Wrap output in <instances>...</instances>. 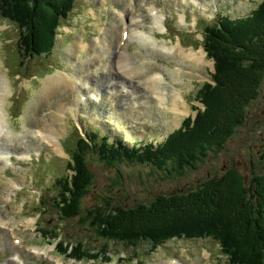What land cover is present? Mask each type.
I'll return each instance as SVG.
<instances>
[{
    "label": "rangeland",
    "instance_id": "obj_1",
    "mask_svg": "<svg viewBox=\"0 0 264 264\" xmlns=\"http://www.w3.org/2000/svg\"><path fill=\"white\" fill-rule=\"evenodd\" d=\"M199 1L207 8L196 5L194 0H77L58 31L53 51L24 65L20 64L18 53V29L0 15V71L10 87L2 105L6 123L0 142L17 145L16 150L22 148L25 153L28 150L26 156H19L12 148L11 154L2 155L0 162V218L6 224L0 225V264H229L228 260L219 258L218 244L211 239H174L157 250H152L150 244L128 248L120 243L102 241L88 230L89 222L82 221L81 217L59 224V211L53 202L55 180L74 173L68 170L67 164L78 136L85 137L88 132L95 131L101 136L109 135L111 143L121 140L129 147L161 143L182 126L186 118L197 115L196 107L203 108L195 101L196 94L203 83L213 82L215 67L214 61L207 58V53L205 55L199 46L201 34L219 16L247 17L261 0ZM148 7L156 8L158 20ZM158 22L165 29H159ZM132 29L146 31L154 38L153 42L132 36ZM105 31L109 34V53H101V45L97 43ZM113 41L119 42L118 47ZM80 42L86 47L78 49L79 53L73 56L70 51ZM122 47L128 54L129 63L135 66L132 80L125 77L128 85L134 87H131L136 94L134 98L121 87L124 75L118 64L121 55H118ZM169 48L171 51H167ZM184 49L201 54L203 62L197 63L184 55ZM95 53L104 57H92ZM85 59L88 62L83 68ZM198 67L203 68L200 70L203 75H199ZM81 71H87L81 75V80H89L90 88L46 93L48 79L60 73L71 78L73 74L80 75ZM150 73L164 76L161 87L169 99L175 90L182 94L181 101L187 107V113L180 112L182 115L179 116L176 109L169 108L148 89ZM81 93L89 96L86 101H81ZM92 93L100 98H93ZM66 104L74 105V112L59 114ZM48 125L56 132L64 154L41 138L39 129ZM263 128L264 83L259 97L249 106L248 122L229 140L222 153H210L211 157L195 170H189L185 176L174 173V178L158 176L144 166L124 164L120 177L123 181L119 179L113 186L112 181L119 177L111 168L94 163L91 170L96 179L95 186L83 199V206L92 208L98 202V195H110L112 190L119 194L116 198L120 202L126 198L125 202L129 204L136 199L195 188L208 175L218 176L230 166L249 173L250 157L262 146ZM13 182L16 183L14 189L10 188ZM43 203L48 211L41 215ZM40 225H56L68 242L82 241L96 252L106 248L112 261L68 259L55 251V246L41 239Z\"/></svg>",
    "mask_w": 264,
    "mask_h": 264
},
{
    "label": "trees",
    "instance_id": "obj_2",
    "mask_svg": "<svg viewBox=\"0 0 264 264\" xmlns=\"http://www.w3.org/2000/svg\"><path fill=\"white\" fill-rule=\"evenodd\" d=\"M76 2L0 0V15L18 29L21 65L53 51L58 31ZM202 36L199 46L214 61L215 72L213 82L203 83L196 95L203 108L195 119L186 118L180 128L155 144L129 147L121 140L111 143L109 135L95 131L78 136L67 164L74 173L55 180L54 206L59 224L81 217L102 241L128 248L150 244L157 250L174 239H211L218 244L220 259L229 264H264V128L261 149L250 157L249 173L230 166L218 176L208 175L195 188L129 204L126 198L120 202L119 194L112 190L110 195H98L92 208L83 206V199L95 186L94 163L111 168L119 177L111 186L123 181L124 164L144 166L158 176H185L208 160L210 153H222L248 122L249 106L264 83V0L245 18L219 16ZM43 205L41 215L48 211ZM39 231L41 239L50 244L60 239L56 250L68 259L112 261L106 248L96 252L82 241L68 242L56 225H40Z\"/></svg>",
    "mask_w": 264,
    "mask_h": 264
},
{
    "label": "bare ground",
    "instance_id": "obj_3",
    "mask_svg": "<svg viewBox=\"0 0 264 264\" xmlns=\"http://www.w3.org/2000/svg\"><path fill=\"white\" fill-rule=\"evenodd\" d=\"M194 1H195L196 5L202 6L203 8H207L199 0H194ZM148 8H149V10H152L151 13L154 15L155 19L158 20L159 16H155L156 12H157L156 8L155 7H148ZM119 13L122 14V11L119 10ZM122 19L124 21L126 20L125 17H122ZM124 21L122 24L126 27V23H124ZM137 21H140V20H137ZM157 26L159 27V29H165L161 22H158ZM121 30H123V32H124L126 29L124 27H121ZM109 33H110V31H109ZM124 33H126V32H124ZM130 34H132V36H138L140 39H146L147 41H149L151 43L154 40V38L151 37L150 35H148L146 31H142V30L134 31L132 29ZM108 37H109V34L107 33V31H105L100 38L101 41L97 42V43H100V45H101L100 46L101 53H103V52L109 53L111 51V49L107 47V45H110V43H108L109 40H107ZM118 43L119 42H117V44H116L115 41H113V44H115L116 47H118ZM111 45H112V43H111ZM85 47H86V44L80 42V44L77 46L75 45L71 49L70 52L73 56H76V54L79 53L78 49L83 50ZM119 51H120V54L118 56L121 55V58L118 60V64L122 66L121 71H122V74L124 75V79L121 83V87L124 90H126L125 92H127L128 94H130L134 98L136 96V94H135L134 90L131 89V87H133V86L130 87L128 85V83L126 82V81H128V79L126 80L125 77H129L132 80V73L134 71L135 66H134V64L129 63L128 54L126 52L124 53L123 47ZM167 51H171V48H169ZM182 52L184 55L190 56L191 58H193L195 61H197V63H200L199 61L203 62L201 54L199 55V54H196L192 51L188 52V50H186V49H184ZM101 53H95L92 55V57L97 55V57L101 59L104 57V55ZM202 54H204V53L202 52ZM89 60H91V59L89 58ZM85 62H88V61H86V59L83 61V64H82L83 68H85ZM202 69H200V67H198L199 75L204 74L202 71H200ZM86 72L87 71H81L80 75H78V74H73L71 76L69 75L71 78H69L65 73L64 74L60 73L57 77L55 76L54 78L52 77V78L48 79V81L46 82L45 91L47 94L51 95V94H55L59 90L60 91H62V90L68 91V89L69 90L88 89V88H90V86H92L90 81L84 80V79H83V81L81 80L82 79L81 75H85ZM120 77H122V76H120ZM164 80H165V78L162 74L150 73L148 76V79H147V83L149 84L148 89H150L157 96V98L160 99V101H162L164 103L166 102V105L169 108H171L173 110L176 109L179 113V116L182 115V114L180 115V112L181 113H187L188 111L185 110L186 106L181 101L182 100V94L181 93H179L177 90H175L173 92V95H171L172 99L171 98L169 99L168 98L169 96L167 97L166 93L162 90L161 84ZM8 84L9 83H8L7 78H5L4 75L0 71V135H2V133L5 129V123H6V120H5L6 113L2 109V105L4 104V100H5L7 92L10 90V87ZM88 97L89 96L86 97V95L84 93H81V101H86L88 99ZM92 97L98 98V99L100 98L99 96H96L94 93H92ZM167 101H168V103H167ZM169 101H171L170 104H169ZM73 110H74V105L66 104L63 108V111L59 112V114L66 115V112H74ZM53 111L56 112V110H53ZM49 127H52V125L46 126L45 129H39L40 131L38 130L41 138L46 139L54 147L55 150L64 154L59 143H58V141H57V139H56V136H57L56 132L54 130L50 129ZM4 144H6L5 147H4ZM17 147H18L17 145L10 146L9 142H7V143L6 142H0V162L2 161V158H3L2 155L6 154L7 152H8L7 154H11L12 148H14L16 150ZM16 152H19L18 153L19 156H22V154H25V156H26L28 153V150L25 153V151H23L22 148H19L18 150H16ZM10 186H11L10 188L13 187V189H14L16 186V183L13 182ZM0 225H2V226L6 225L5 222L1 218H0ZM34 251L37 253H41L40 250L35 249ZM172 263H174V262H170L169 264H172Z\"/></svg>",
    "mask_w": 264,
    "mask_h": 264
},
{
    "label": "water",
    "instance_id": "obj_4",
    "mask_svg": "<svg viewBox=\"0 0 264 264\" xmlns=\"http://www.w3.org/2000/svg\"><path fill=\"white\" fill-rule=\"evenodd\" d=\"M204 53H205V55H206V52L205 51H203ZM215 71V69L213 68V72Z\"/></svg>",
    "mask_w": 264,
    "mask_h": 264
}]
</instances>
